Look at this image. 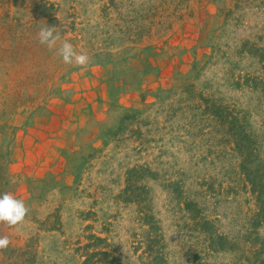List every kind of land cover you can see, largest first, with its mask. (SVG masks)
<instances>
[{"label":"rangeland","instance_id":"1","mask_svg":"<svg viewBox=\"0 0 264 264\" xmlns=\"http://www.w3.org/2000/svg\"><path fill=\"white\" fill-rule=\"evenodd\" d=\"M5 192L0 264H264V0H0Z\"/></svg>","mask_w":264,"mask_h":264},{"label":"clouds","instance_id":"2","mask_svg":"<svg viewBox=\"0 0 264 264\" xmlns=\"http://www.w3.org/2000/svg\"><path fill=\"white\" fill-rule=\"evenodd\" d=\"M38 42L52 50L57 41L61 39L60 34L55 31V27H42L37 33ZM62 62L76 67L86 66L90 62V57L86 53H78L73 45L67 40L63 41L56 50ZM30 209L23 199L16 198L12 193L0 194V223L15 227L22 223L28 215ZM10 244L7 236H0V250L6 249Z\"/></svg>","mask_w":264,"mask_h":264}]
</instances>
